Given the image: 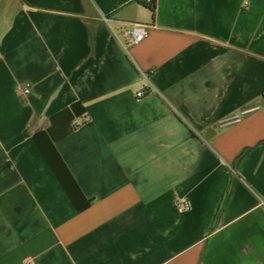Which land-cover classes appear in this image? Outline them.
Returning <instances> with one entry per match:
<instances>
[{
  "label": "crops",
  "instance_id": "1",
  "mask_svg": "<svg viewBox=\"0 0 264 264\" xmlns=\"http://www.w3.org/2000/svg\"><path fill=\"white\" fill-rule=\"evenodd\" d=\"M26 260L264 264V0H0V264Z\"/></svg>",
  "mask_w": 264,
  "mask_h": 264
},
{
  "label": "built area",
  "instance_id": "2",
  "mask_svg": "<svg viewBox=\"0 0 264 264\" xmlns=\"http://www.w3.org/2000/svg\"><path fill=\"white\" fill-rule=\"evenodd\" d=\"M149 26L146 24H142L139 22H130V26L127 28L113 29V33L117 38H122L125 48L134 46L136 44H140L148 35ZM143 76L149 83V75L148 73H143ZM25 92L30 91V86L27 84L24 88ZM146 94V86H142L137 92V97H143ZM174 205L179 210L188 211L191 208L190 200L188 199H179L174 202ZM24 264H35L30 260H26Z\"/></svg>",
  "mask_w": 264,
  "mask_h": 264
},
{
  "label": "trees",
  "instance_id": "3",
  "mask_svg": "<svg viewBox=\"0 0 264 264\" xmlns=\"http://www.w3.org/2000/svg\"><path fill=\"white\" fill-rule=\"evenodd\" d=\"M140 3H141L144 7L150 9V10L153 12V14L155 13V9H156V0H140Z\"/></svg>",
  "mask_w": 264,
  "mask_h": 264
}]
</instances>
